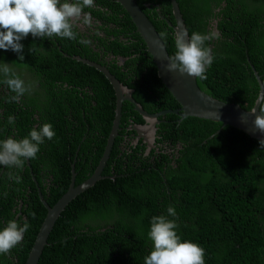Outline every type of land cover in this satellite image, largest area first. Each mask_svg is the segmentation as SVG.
I'll return each instance as SVG.
<instances>
[{"label":"trees","instance_id":"obj_1","mask_svg":"<svg viewBox=\"0 0 264 264\" xmlns=\"http://www.w3.org/2000/svg\"><path fill=\"white\" fill-rule=\"evenodd\" d=\"M176 1L189 36L193 31L212 32L208 29L211 19H219L213 62L206 69V78H197L201 91L221 102L252 110L260 87L251 65L264 86V0ZM136 2L171 56L175 51L176 21L170 0ZM148 2L159 4L160 11L151 14V8L145 6ZM93 3L83 11L91 12L107 27L105 41L97 35L94 38L102 42L107 53L124 59L128 69L122 74L115 65L108 67L109 72L123 86L134 90L133 99L148 113L156 111L150 101L162 94L158 108L178 107L123 7L116 0ZM73 31L77 34L74 40L33 38L29 34L22 41L23 61L11 50H0V61L11 64L29 88L17 103L10 102L13 93L0 84V139H21L32 128L47 122L55 132L48 155H40L45 153L40 146L36 158L26 160L21 169L0 168V227L14 220V209L17 211L21 204L28 206L30 225L18 245L8 254H0V264H26L47 215L41 197L53 207L69 190L76 155H64L69 151L64 145L73 144L71 151L76 153L86 136V143L81 144V153H86L94 139L101 141L99 155H85L92 165H85L84 156L78 155V186L97 169L112 130L115 90L103 73L74 59L100 64V53L88 42L78 43L86 39ZM111 36L115 39L111 40ZM42 98L44 101H40ZM9 115L15 118L13 125L7 124ZM139 115L132 103H123L122 122L132 118L140 121ZM176 118L170 113L166 119ZM84 120L95 121L91 124L95 128L87 132ZM100 124L105 126L97 135ZM221 128L220 123L197 118L175 121L169 131L174 143L183 146L176 168L168 164H164L166 168L125 166L117 158L116 145L104 178L77 196L58 218L39 264H144V257L152 250L147 237L151 217L167 216L168 206L176 212L175 217L168 218L175 220L177 235L181 241L203 248L205 264H264V146L240 130ZM219 130L220 134H216ZM42 157L67 163V176H56L51 186L43 184L38 169ZM9 174L19 175L20 182L9 180Z\"/></svg>","mask_w":264,"mask_h":264},{"label":"clouds","instance_id":"obj_2","mask_svg":"<svg viewBox=\"0 0 264 264\" xmlns=\"http://www.w3.org/2000/svg\"><path fill=\"white\" fill-rule=\"evenodd\" d=\"M92 4L93 0H0V50H11L23 61L22 41L29 34L33 38L56 36L74 40L77 34L73 31V21L80 20L89 24V13L83 9ZM215 36L212 32L205 34L193 31L190 36L185 31L175 33V51L168 59L167 71L205 79L206 69L213 62L211 49L206 42ZM77 42L87 44L83 39ZM0 84L6 85L13 93L9 97L10 102L18 103L29 91L11 64L4 61H0ZM14 121L13 116L7 117L8 125H13ZM253 125L264 134V111L255 116ZM54 135L52 125L44 123L39 128H32L21 139H0V168L21 169L26 160L36 158L45 139L50 141ZM259 145L264 146V139L259 141ZM8 179L19 183L21 177L9 174ZM166 212L167 216L151 217L147 237L152 242V250L144 257V264H205L203 248L188 240L181 241L177 235L175 220L168 218L176 216L174 207L168 206ZM29 227L27 222L21 225L15 220H9L5 226L0 227V254H8L18 245Z\"/></svg>","mask_w":264,"mask_h":264},{"label":"water","instance_id":"obj_3","mask_svg":"<svg viewBox=\"0 0 264 264\" xmlns=\"http://www.w3.org/2000/svg\"><path fill=\"white\" fill-rule=\"evenodd\" d=\"M123 9L127 12L131 21L136 27L137 33L143 39L148 53L151 55L154 64L156 65L158 77L162 81L163 85L175 98L178 104L181 106V109L170 113H174L180 117V121L185 120L186 118H197L201 120L212 121L222 124V128L232 127L237 130H240L245 135L249 136L251 139L260 141L264 139V134L260 133L254 128L253 121L255 116L259 114L260 107L264 99V86L262 81L255 71L254 67L251 65L254 75L257 79V82L260 87L258 98L254 104V107L250 111H246L241 106L237 104H229L216 100L204 92L201 91L197 84V78L189 77L187 74L181 75L179 72L167 71V63L170 57L166 46L159 36L155 26L143 12V10L138 6L136 0H116ZM173 16L176 21V25L173 27L174 32L185 31L188 34L186 29L185 21L179 9V5L176 0H170ZM172 26L171 23H169ZM216 35L219 33L217 27L214 28ZM189 35V34H188ZM214 42L209 45L211 49V55L213 56ZM75 60L81 61L84 64H87L90 67H93L103 73L106 78L109 80L113 86L116 99H117V108L116 116L113 124V128L109 135L107 145L103 154V157L100 161L99 166L97 167L95 173L84 183L75 186V174H73V182L67 191V193L53 206L50 207L41 197L43 204L47 209V215L42 224V227L38 233L34 246L29 254L26 264H39L40 258L43 254L45 247L48 245L49 236L58 220L60 215L63 213L65 208L81 193L95 186L98 181L103 179L102 173L109 161L115 140L119 133V125L122 117V106L123 102L128 101L134 105V108L139 114L147 121L152 123L159 118V116L164 115L166 112H161L155 116H150L132 97L133 91L127 89L123 86L116 78L113 76L104 66L93 63L87 59L80 57H75ZM156 123L151 124V127L154 128ZM134 130L139 132L140 127H135ZM219 130L216 134H220ZM213 136L210 137V139ZM75 167L73 166L72 172L74 173ZM1 177V175H0Z\"/></svg>","mask_w":264,"mask_h":264},{"label":"flooded vegetation","instance_id":"obj_4","mask_svg":"<svg viewBox=\"0 0 264 264\" xmlns=\"http://www.w3.org/2000/svg\"><path fill=\"white\" fill-rule=\"evenodd\" d=\"M94 4V3H93ZM147 9L151 8V14L154 10L160 11L159 9V4L155 2H148L145 4ZM91 7V6H90ZM97 7V6H95ZM90 16V23L89 24H84L82 21L77 20L73 21V29H75L78 33H81L83 37H85L86 41L88 42L89 46L93 48V50L97 53H100L99 56V61L101 66L105 65L104 67L109 71L108 67L114 68L116 65L117 68H120L122 71V74H126L128 72V69L125 68V63L126 61L124 59H119L112 55V53H107L105 46L102 44L100 40H96L94 37L97 35L102 40L107 39V34L105 32L106 26L103 25V22L100 20H97L95 17H93L92 13L87 11ZM219 19L212 18L208 29L211 31H214V28L218 26ZM115 27V26H114ZM111 40H114L115 37L111 36ZM123 39V38H122ZM98 64V63H96ZM107 66V67H106ZM137 68H139V64H137ZM142 83H140V86ZM127 88V87H126ZM142 88V87H141ZM128 89V88H127ZM130 90V89H129ZM134 93V90H131ZM151 94V92H150ZM39 95V94H38ZM133 95V94H132ZM164 97V94L161 96H155L154 100L152 102L150 101V105L156 106L155 112L153 113H147L150 116H155L161 112H168L165 113L164 115L159 116L158 119L155 121L147 122L143 117H140V121H135L133 118L132 119H127L126 121L122 122V117H121V122L119 125V133L118 136L115 140L114 146L112 151L114 150L116 146L117 150V158L118 160L127 166L128 164L136 165L141 167L142 165H151V168H156L160 165H162L164 168V164H168L174 168H176L177 163L182 155H180V152L183 149V146L181 143H174L173 137L169 131L170 126L174 124L175 121H179V117L174 119V120H168L166 119L167 116L170 114L171 111H178L181 109V106L179 105L176 108H171V109H160L158 107H161V98ZM38 98V96H37ZM21 99V98H20ZM117 100V99H116ZM40 101H44V98H42ZM128 102V101H125ZM164 105L166 104V101L164 100ZM20 103V101L18 102ZM124 103V102H123ZM163 106V104H162ZM116 108H117V101H116ZM136 111V110H135ZM137 112V111H136ZM139 113V112H138ZM172 114V113H171ZM175 115V114H174ZM115 116H116V109H115ZM177 117V116H176ZM39 120V118H38ZM41 121V118H40ZM115 121V118H114ZM113 121V124H114ZM41 123H44L41 122ZM49 123V122H47ZM83 123H86V128L87 132L91 131L92 129L95 128L91 126V124H95L96 122H90L87 120H84ZM82 123V125H83ZM155 124L154 128L151 127V124ZM104 124H100V127L96 130V134L98 135L100 131L103 130ZM135 127H140L141 130L137 132L134 130ZM113 128V126H112ZM94 139V138H93ZM117 141V142H116ZM44 144L41 145V149L45 148V153L41 152L40 155H48L46 154V151L49 149L48 145L52 143L53 141H49L45 139ZM99 139H94L92 143L87 145L88 151L86 153H81V144L86 143V136L83 137L81 144L78 147L77 152H73L72 150V145L68 142L64 146H66L65 149H68L69 151L64 154V155H76L75 158L73 159L72 163V170L73 166L76 169V162L78 161V155H83L84 156V164L86 165H92V162H88L87 156L85 155H99V144H100ZM55 152L52 153L54 155ZM112 153V152H111ZM69 161L71 162V158L68 157ZM110 159V158H109ZM39 165L38 169L40 170V176L42 178V183L46 185H53V180L56 179L57 177H60L61 175L67 176V173L64 172V169L68 165L67 163H59V162H54L53 159L50 157H42L39 158ZM168 161V162H167ZM108 163V162H107ZM52 165V166H51ZM106 167V166H105ZM88 169V166L86 167V170ZM71 170V182L70 186L73 182V174H75V180L74 184L76 186L77 183V178L79 176V173H74ZM105 170V168H104ZM103 170V172H104ZM112 173H114L112 171ZM103 176V173H102ZM104 178V177H103ZM48 186V187H49ZM69 186V188H70ZM25 207V206H24ZM23 205L21 204L18 207V210L16 211L14 209V220L17 221L19 224H23V222H28V216L26 215L27 208H24Z\"/></svg>","mask_w":264,"mask_h":264}]
</instances>
